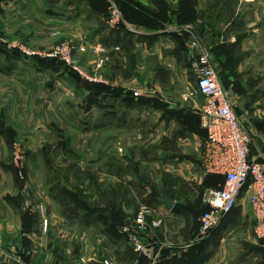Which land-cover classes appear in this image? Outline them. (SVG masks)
Here are the masks:
<instances>
[{"label":"rangeland","instance_id":"374dc122","mask_svg":"<svg viewBox=\"0 0 264 264\" xmlns=\"http://www.w3.org/2000/svg\"><path fill=\"white\" fill-rule=\"evenodd\" d=\"M86 3L89 9L82 0H56L49 8L44 1L18 4L14 0H0V105L21 109L29 117L37 113L38 121L37 128L32 124L24 126L10 143L9 161L18 187L12 196L21 195L20 203L26 206L25 210L32 207L38 210L39 232L43 237L48 241L55 237L54 245L43 238L40 245L43 253L37 262L85 264L74 255L80 244L66 245L60 235L71 230L60 224L58 218L68 214L71 206H114L121 211L129 209L128 214L133 217L141 205H158L157 191L170 193L177 200V214H183L182 238L188 236L191 243L201 244L202 254H210V264H243V257L251 256L257 249L255 245L260 243L253 242L255 222L247 207V197L243 196L239 203L240 217L229 218L207 235L203 234L198 217L206 209L203 195L207 186L195 184L193 175L188 173L180 180L161 168V164L179 157L176 139L201 138L205 134L199 123L204 100L195 88L191 54L179 58L184 74L169 71L164 84L155 56L144 57L145 67L137 64L133 68L142 51L106 47L97 41L92 30L94 20L85 13L108 16L111 4L107 0H86ZM113 4L122 18H132L134 13H183V20L190 15L199 18V24L195 25L200 31L198 38L210 52L220 83L231 94L233 108L251 135V155L264 159V100L257 98L264 84L252 83L251 77L242 79L235 51L238 42L217 44L213 51L207 41L208 13H223L221 20L234 25L242 22L247 16L244 13L251 15L258 10L264 13V8L260 9L262 4L244 0H208L201 8L197 0L178 3L113 0ZM107 22L111 23L109 19ZM255 24L248 23L247 34ZM186 33L180 35L177 46L184 47L189 37L193 40L196 36L193 31ZM122 65L126 67L121 69ZM143 69L151 70L150 76L143 78ZM250 70L254 75L257 69ZM112 71L116 72L114 77L139 75L145 85L134 90L137 99L127 102L112 98L128 97L125 91L118 93L117 87L112 86ZM5 77H14V81L9 80L8 90L2 91ZM103 77L108 83L105 80L101 84ZM101 91L103 99L99 95ZM159 91L165 95L163 98ZM143 105L147 108H141ZM15 146L22 155L21 167L13 162ZM156 157H162L160 163ZM156 177L163 180L161 190L154 187ZM65 206L67 210H63ZM49 214L53 217L52 230ZM86 217L91 223L97 222L96 213ZM22 219L18 250L25 256L23 264L36 263L31 260L28 236L37 231L35 226L31 227V223H36V215L24 212ZM44 219L46 228L41 224ZM83 222H87L86 218ZM95 224H91L94 233L102 232L101 225ZM92 239L94 244V238L89 237ZM97 246L94 244L95 249ZM11 249L16 251L17 244ZM105 259L112 260L103 258L102 264Z\"/></svg>","mask_w":264,"mask_h":264},{"label":"crops","instance_id":"0c3cea01","mask_svg":"<svg viewBox=\"0 0 264 264\" xmlns=\"http://www.w3.org/2000/svg\"><path fill=\"white\" fill-rule=\"evenodd\" d=\"M14 1L18 4L22 3L23 1H29L31 3L44 1L47 4V8H49V6L54 4L56 0ZM82 1L84 6H87L86 0ZM178 1L179 0H170V2L173 3H178ZM207 1L208 0H197V2H199L198 7H203ZM239 1L241 2L243 0ZM244 1H255L256 4H262V8L260 9L263 11L264 0ZM87 8L89 9V5ZM260 12L261 11L258 10L257 13H251V15L244 13L247 16L244 17L241 23H238L239 25H233V22L231 24L227 20L222 21L221 19L223 13H208L207 19V41L209 47L214 51L217 44L229 45L238 42L235 51L238 55L237 64L240 74H242L241 77L242 79L251 77L253 78L251 82L256 84H264V13ZM83 14L84 13H82V16ZM85 14H87V18L94 20V26L92 30H94L97 41H99L102 45L111 48H122L123 50L127 49L128 51L130 50L132 52H136L137 50L143 52L141 56H138V59L136 58L137 62L132 65L133 68L137 67V64H142L141 66L145 67L144 57H147V55L149 57L151 55L155 56L159 63L160 75L163 74L164 77V84H167L169 71L175 74H184V70L181 68V64H179V61H181L179 58H183V56H186L187 54L190 55L189 43L192 41V37H189L187 42H185V46L181 47L180 45L177 46L180 35H187L188 33L186 32L193 31L196 35L195 37L198 38L200 32L196 27V24H199L198 17L193 18V20L189 23H179L177 19V13H163V16L161 17L163 22L160 29H153L151 25L144 22V17H153L150 13H134V16H136V14L139 16L142 14L141 16L143 17L133 16L131 18L124 16V25L120 23L118 26H113L111 23L107 22L109 19V13L108 16L102 13ZM236 14L238 13H234V15ZM239 14L241 15L243 13ZM239 18H241V16ZM153 19H155V17H153ZM254 22H256L255 26H250V32L247 34L249 26L248 23ZM126 25L135 30L130 31L126 28ZM243 28L244 30H242ZM248 35H250V38H248ZM125 67V65H122L120 68L123 69ZM107 68L108 67H106V69ZM250 69H257L254 75ZM113 72L116 74L115 71H112V86L117 87L116 90L118 93H120L122 90L125 91V93L128 94V97L122 96L121 98L120 95H118L112 96V98L118 99V101L123 99V101L126 100L127 102L131 101L132 99H137V97L133 96L134 90H140L141 85H145L144 81L139 78V75L132 74L126 78L121 77V75H116L114 77ZM102 73H104V71H102ZM150 73L151 70L143 69V78L150 76ZM105 77H103L104 80L102 79L103 81H101V84L104 83L105 80L107 81L105 83H108V80L107 78L105 79ZM13 78L14 77L4 78L3 81L6 82V86H1L2 91L8 90V82H10L9 80L14 81ZM164 88V91H166V87ZM99 95H101L103 99V91H101ZM160 95V98L165 96H163L162 92H160ZM198 95L200 94L198 93ZM257 98L264 100V89H262L261 93L257 95ZM141 108H147V106L143 105ZM36 114L37 113L34 114L33 112L31 117H29L24 115L21 109H11L9 106L7 107L5 103L0 105V264H23L25 256L21 251L18 250V245L20 244V234L21 229L23 228L21 221L23 223L22 216L24 212L26 215H36V223L34 225L31 223V227L34 228L35 226L37 231H33L31 235H28L31 241V260L36 261V263L32 264H39L37 260L40 257V253H43L40 245L41 242H43V238L45 236L43 237L39 232L40 221L37 214L39 212L37 209H35V207L25 210L26 206L20 203L22 201L20 198L21 195L18 197L12 196L18 192V187L15 180V174L10 166L9 161V147L11 141L20 135L19 133L23 131L24 126L26 125L32 124L34 128H37L38 124L36 123L38 121L36 119ZM205 136L206 135L204 134V137L201 138L192 136L187 139H176L174 142L179 149V153H176V155L179 157H176L175 160L170 161L169 164H161V168L166 172H172L174 174L173 176L180 180H183V176L187 173L188 175H193V180L197 185L202 183L206 185L208 182L209 184H212V182L214 183L213 179H207V174L203 173L201 167ZM119 149L121 150V147ZM185 154L187 157L186 159ZM249 157L251 159H263L261 157H255L251 155V152L249 153ZM155 159H157V162L160 163L162 157H156ZM162 183L163 180L159 179V177H156L154 181L155 189L161 190L163 188ZM39 189L40 188H38V192ZM155 195L158 205L155 206L153 204V206L152 203L149 206L147 204L143 205L146 207L148 206L151 218L161 219L160 226L151 229L150 233L145 238V243L150 247L149 254H136L120 235L118 226L114 227L111 225V221L109 219L105 220L102 218V216L96 214L97 222L92 220L91 223V219L86 217V215L89 214H87L86 210H83L82 207L78 205L71 206V208L68 209V214H63L64 216L58 217L60 224H63V226L67 225L71 229L65 234L63 233L60 235L65 238L66 245L77 243L80 244L79 251L74 255L78 258H81L85 264H102L103 258H111L112 260L122 264H168L172 259L180 261V258L183 254H186V256L189 257V252L187 249L194 246L195 244H193V242L191 243V239L189 240L188 236L182 238L181 232L184 228V222L182 218L183 214L178 215L172 210L173 208L170 210L166 209L159 201L161 197L169 196L174 200V207L177 204V200H175L172 194L166 192L158 193L156 191ZM150 196H152V194H150ZM243 196L247 197V195L244 194L242 197ZM247 205H249L248 198ZM238 206L226 217V219H224L221 224L226 223L229 218L232 219L234 217H240L241 208H238ZM100 207L103 206H99V208ZM247 207L250 208V206ZM63 208V210H67L68 207L65 206ZM162 211L164 213H162ZM250 211L251 210L249 209V212ZM122 212L124 213L126 220L132 219V216H129L130 214H128L129 209L126 210L124 208L122 209ZM49 216V229L52 230L53 217H51L50 214ZM85 218L87 222H83L85 221ZM93 223H96L95 225H101L100 227H102V232L98 231L97 233H94V230L91 227V224ZM73 228H75V231ZM76 228H78V230ZM76 231H78L77 234L75 233ZM55 236L57 237L59 235ZM89 237L94 238V244H98L96 249L101 250V252H98L95 249L93 239L90 241ZM45 238L47 242L51 243V245L55 244L54 236H52L49 241L47 237ZM45 238L44 241H46ZM260 239L261 238L254 236L253 242L258 243L257 241H259V246L255 245L257 246V249L254 253H251V256L247 254L243 257L245 258L243 264H253L252 262H255V264H261L260 262H262L264 264V241H260ZM14 244L15 246L17 244L16 251H12L11 249ZM246 247L247 245H245V248ZM49 250L50 249L48 248V251ZM197 254L198 251L193 250L190 256L193 258ZM49 259H51L50 255ZM210 262V254H207L202 264H210Z\"/></svg>","mask_w":264,"mask_h":264},{"label":"built area","instance_id":"2783aa9c","mask_svg":"<svg viewBox=\"0 0 264 264\" xmlns=\"http://www.w3.org/2000/svg\"><path fill=\"white\" fill-rule=\"evenodd\" d=\"M107 1L111 4L109 21L113 26L123 24L122 15L113 0ZM126 28L135 30L128 25ZM189 48L196 89L204 100L200 108V124L206 130L202 171L223 176L220 187L207 188L203 195V202L209 209L199 218L200 230L207 235L220 225L238 206L244 194L255 222V234L264 238V159L249 157L251 135L233 108L231 94L220 83L210 52L197 37L189 43ZM13 160L17 167L22 166V155L17 146ZM41 224L46 228L47 220H42ZM160 224L161 219L151 218L149 208L141 205L132 219L124 222L121 231L135 252L149 254L150 247L144 237ZM103 264L120 263L105 259Z\"/></svg>","mask_w":264,"mask_h":264},{"label":"trees","instance_id":"16d2710c","mask_svg":"<svg viewBox=\"0 0 264 264\" xmlns=\"http://www.w3.org/2000/svg\"><path fill=\"white\" fill-rule=\"evenodd\" d=\"M150 14H151V16L155 17V19H153V17H151V18H148V17L145 18L144 17V19H145L144 22L147 23V24H149V25H151V27L153 29H160L162 27V22L163 21L161 20L162 19L161 17L163 16V14H159V15H156L155 13H150ZM141 15L142 14H140V16L139 15L137 16V14H136V16H134V17H143ZM182 16H183V13H177L178 22L180 21V22H183V23H189V22H191L193 20V18H195V16L193 17L192 15H190L189 17H186L185 20H183L182 19ZM204 132H205V135H206V130L205 129H204ZM206 177H207V179L208 178H211V179L214 180V183L212 182V184H209V182H208L207 184H209V185L206 184L207 185V188H210V187H220L221 186L220 183L222 184V182H223V176H221V175L207 174ZM76 205L81 206V207H86V213L87 214L96 213L97 215L102 216V218H104L105 220H108L109 219L111 221V225H113L114 227H116L117 225H121L122 226L124 224V222L126 221V217H125L124 213L118 207L106 206V207H100L99 208V206L98 207H94V206H90V205H86V206L80 205V204H76ZM205 206H206V209L198 217V226H199V228H200V222H199L200 216L205 211H207L209 209V207L206 204H205ZM172 208H173L172 210L175 213H177V210H176L177 205H175ZM116 214H119L120 217L118 215H116ZM226 217L224 219H226ZM224 219H223V221H224ZM118 228L120 230V235L128 243L126 234H124L121 231V228L120 227H118ZM146 237H144V241H145V238ZM262 240L264 241V238H261L260 239V241H262ZM128 245L130 246L129 243H128ZM201 246H202L201 244H195L194 246H192L189 249H187V251L189 252L188 253V256L189 257H187L186 254H183L182 257L180 258V261L179 260L172 259V260H170V262L168 264H202V262H203V260H204V258H205V256L207 254H204L205 252H203V254H202V252H201ZM131 249H132V247H131ZM193 250L194 251L197 250L198 251V254L192 258L190 255H191V252Z\"/></svg>","mask_w":264,"mask_h":264},{"label":"water","instance_id":"95a60500","mask_svg":"<svg viewBox=\"0 0 264 264\" xmlns=\"http://www.w3.org/2000/svg\"><path fill=\"white\" fill-rule=\"evenodd\" d=\"M159 201L168 210H170L174 205V200L169 196H163Z\"/></svg>","mask_w":264,"mask_h":264}]
</instances>
